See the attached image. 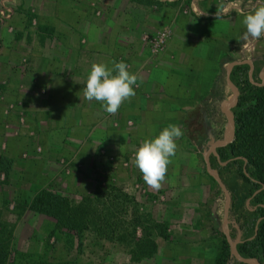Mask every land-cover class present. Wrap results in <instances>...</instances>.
Here are the masks:
<instances>
[{"label":"rangeland","instance_id":"1","mask_svg":"<svg viewBox=\"0 0 264 264\" xmlns=\"http://www.w3.org/2000/svg\"><path fill=\"white\" fill-rule=\"evenodd\" d=\"M255 6V0H0V156L11 160L10 172L0 171L6 264H214L224 242L225 264H234L223 231L225 195L206 170V150L183 133L158 190L143 180L135 153L168 125L183 132L180 101L207 96L215 79L207 148L223 138L222 103L231 90L219 60L240 59L239 41L252 58L264 59V37H247L243 24ZM40 24L50 29L40 32L43 42ZM112 61L128 64L138 86L108 114L84 98V88L93 63ZM220 179L230 195L227 235L237 243L249 208L246 184L234 173ZM43 188L71 205L94 198L97 213L109 214L112 234L89 226L78 239L25 208ZM134 207L169 235L151 232L157 251L150 258L133 260L130 236L117 238L125 228L130 235ZM148 233L136 228L133 235Z\"/></svg>","mask_w":264,"mask_h":264},{"label":"trees","instance_id":"2","mask_svg":"<svg viewBox=\"0 0 264 264\" xmlns=\"http://www.w3.org/2000/svg\"><path fill=\"white\" fill-rule=\"evenodd\" d=\"M37 29L39 40L43 42L44 36L40 32L45 33L50 29L44 24L38 25ZM241 44L239 41L237 49ZM226 63L225 57H221L219 67L222 69ZM253 65L252 80L260 83L258 73L264 65V59L253 61ZM248 70L247 63L234 65L230 70V80L238 89L237 102L231 109L234 138L230 143L217 147L215 153H210L209 162L211 168L215 169L220 177L234 173L245 181L249 208L246 207V214L240 225V237L236 249L241 257L264 264V83L258 85L250 81ZM216 83L217 79L213 81L207 96L196 102L191 100L180 103L182 107H186L182 121L183 133L190 144L200 152L207 149L210 140V123L215 117L212 103L218 93ZM230 101L231 98L228 102ZM10 168L11 160L0 156V171L8 174ZM121 197L124 202L130 206L132 203L133 206V199L125 194ZM93 201L92 197H84L78 204L71 205L65 197L43 188L38 190L24 207L52 218L57 228L75 234L78 239L89 226H93L99 232L112 234L114 225L109 220V214L106 212L104 215H99L93 206ZM131 213L133 217L130 220L132 226L130 235L125 228L117 234V238L125 240L130 236L133 242L130 251L133 260L150 258L157 251V243L150 236L151 232L154 231L163 239H168L167 229L151 220L149 215L139 213L135 207L131 209ZM136 228L149 233L144 237L136 238L133 235ZM5 231V224L0 223V264H6L9 255L10 240L5 237ZM6 236H10V232ZM228 257L229 250L224 242V246L214 259V264H225ZM234 264L247 263L234 258Z\"/></svg>","mask_w":264,"mask_h":264},{"label":"clouds","instance_id":"3","mask_svg":"<svg viewBox=\"0 0 264 264\" xmlns=\"http://www.w3.org/2000/svg\"><path fill=\"white\" fill-rule=\"evenodd\" d=\"M245 35L253 39L264 37V0H256V6L243 19ZM109 63L111 66H109ZM93 63L84 88L87 101L101 103L108 114H115L122 103L135 95L137 75L129 71L124 61ZM183 135L178 125L164 127L158 135L144 140L135 153V165L143 180L152 189L158 190L164 181L175 156L177 139Z\"/></svg>","mask_w":264,"mask_h":264},{"label":"water","instance_id":"4","mask_svg":"<svg viewBox=\"0 0 264 264\" xmlns=\"http://www.w3.org/2000/svg\"><path fill=\"white\" fill-rule=\"evenodd\" d=\"M241 63H247L249 65V70H248V77L250 79V81L253 82L252 80V70H253V62L249 59H245V60H241V61H231L229 63L226 64V82L228 87L231 90V103L227 104V99H225L223 101V107H224V115L226 118V126L224 129V133H223V138L219 141H217L216 143H213L212 145H210L205 153H204V161H205V166H206V170L207 172L213 177V179L218 183V185L221 187L224 195H225V207H224V217H223V231L225 232L226 236H227V241L228 244L230 246V252L233 254V256L240 262L243 263H247V264H258L257 261H255L254 259H249V258H243L239 255L237 249H236V242L232 241L228 235H227V228H226V224H227V210L230 204V195L228 190L226 189L225 185L223 184V182L220 179V176L218 174V172L211 168L210 162H209V155L210 153H215V149L217 147L226 145L228 143H230L233 138H234V122H233V116L231 113V109L235 106L236 102H237V98H238V89L235 87V85L232 83V81L230 80L229 74H230V70L234 65L237 64H241ZM259 78L261 80L260 83L257 82H253L255 84L258 85H262L264 83V65L261 67L260 71H259Z\"/></svg>","mask_w":264,"mask_h":264},{"label":"crops","instance_id":"5","mask_svg":"<svg viewBox=\"0 0 264 264\" xmlns=\"http://www.w3.org/2000/svg\"><path fill=\"white\" fill-rule=\"evenodd\" d=\"M256 1V0H255ZM213 21V20H212ZM241 46H242V44H241ZM238 48V47H237ZM252 49V48H251ZM253 51H251V52H247L246 51V49L244 48V49H242V48H240L239 47V49H236L235 50V54L236 55H240L241 53H244V55L242 56L241 55V57H239L240 59H238V60H233V61H241V60H245V59H249V60H251L252 62L253 61H255L256 60V58H252L251 57V55H250V53H252ZM238 58V57H237ZM257 60H259V59H257ZM231 62V61H230ZM229 63V62H228ZM227 64V63H226ZM258 78H259V73H258ZM260 79V78H259ZM194 100V99H193ZM184 101H187V100H183V101H180V103L181 102H184ZM188 101H191V100H188ZM187 101V102H188ZM195 101V100H194ZM196 102V101H195ZM1 156H4L5 157V155L3 154V155H1Z\"/></svg>","mask_w":264,"mask_h":264},{"label":"bare ground","instance_id":"6","mask_svg":"<svg viewBox=\"0 0 264 264\" xmlns=\"http://www.w3.org/2000/svg\"><path fill=\"white\" fill-rule=\"evenodd\" d=\"M231 103V101L230 102H228V99H227V104H230Z\"/></svg>","mask_w":264,"mask_h":264}]
</instances>
